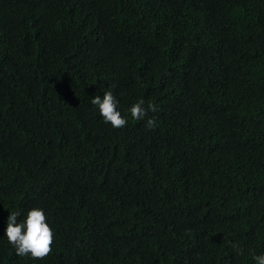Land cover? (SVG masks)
<instances>
[{
    "label": "trees",
    "instance_id": "obj_1",
    "mask_svg": "<svg viewBox=\"0 0 264 264\" xmlns=\"http://www.w3.org/2000/svg\"><path fill=\"white\" fill-rule=\"evenodd\" d=\"M108 89L124 128L91 103ZM33 207L55 233L43 260L6 235ZM258 255L264 0H0V264Z\"/></svg>",
    "mask_w": 264,
    "mask_h": 264
},
{
    "label": "clouds",
    "instance_id": "obj_2",
    "mask_svg": "<svg viewBox=\"0 0 264 264\" xmlns=\"http://www.w3.org/2000/svg\"><path fill=\"white\" fill-rule=\"evenodd\" d=\"M91 103L98 106L99 114L104 122L110 124L114 129L127 126L128 120L117 110L119 101L110 89L104 90L103 99L97 95L91 99ZM144 105L145 101L141 99L130 107L129 111L133 119L145 120L149 112L155 113L159 110L153 102H148L147 107ZM156 126L155 116L146 119L145 127L148 130H154ZM20 215V212H11L9 216L6 229L9 244L14 247L18 256H30L33 260L47 258L53 250L55 233L47 223L44 210L39 207L30 208L23 221L17 223V217ZM254 259L256 264H264V255H258Z\"/></svg>",
    "mask_w": 264,
    "mask_h": 264
}]
</instances>
